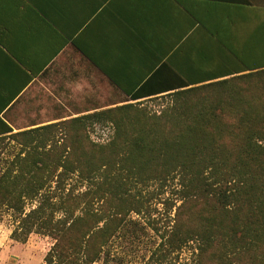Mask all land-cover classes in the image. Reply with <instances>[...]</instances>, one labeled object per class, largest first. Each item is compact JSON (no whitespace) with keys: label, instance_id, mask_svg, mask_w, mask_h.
Listing matches in <instances>:
<instances>
[{"label":"trees","instance_id":"16d2710c","mask_svg":"<svg viewBox=\"0 0 264 264\" xmlns=\"http://www.w3.org/2000/svg\"><path fill=\"white\" fill-rule=\"evenodd\" d=\"M171 91L160 114L135 104L98 114L113 128L107 142L87 129L11 135L21 150L0 176V208L19 218L11 238L54 239L47 264L121 263L113 244L132 251L153 225L133 217H153L151 186L172 187L150 262L194 243L195 264H264V66Z\"/></svg>","mask_w":264,"mask_h":264},{"label":"crops","instance_id":"0c3cea01","mask_svg":"<svg viewBox=\"0 0 264 264\" xmlns=\"http://www.w3.org/2000/svg\"><path fill=\"white\" fill-rule=\"evenodd\" d=\"M262 66L264 0H0V142Z\"/></svg>","mask_w":264,"mask_h":264},{"label":"rangeland","instance_id":"374dc122","mask_svg":"<svg viewBox=\"0 0 264 264\" xmlns=\"http://www.w3.org/2000/svg\"><path fill=\"white\" fill-rule=\"evenodd\" d=\"M171 103V98L168 96L152 98L136 103L137 108L145 110L148 114H160L164 109H166ZM69 132V130H66ZM65 131V132H66ZM91 139L102 140L107 142L110 136L113 134L112 126H102L97 125L93 129H88ZM59 134V133H57ZM56 135V134H55ZM60 136V135H59ZM20 138L8 137L4 138L0 142V176L6 171L10 162L15 158L17 154L20 153L21 146L19 144ZM71 184H75L74 180L70 181ZM78 184V183H77ZM80 185V184H78ZM80 190H84V187L78 186ZM50 189V187H48ZM52 190L54 189V184H52ZM151 191H154V199L152 200L151 214L150 217L148 213L145 216H136L141 222L150 224L153 223L154 226L159 230L160 233H156L153 225H149L147 228V235L142 237L141 243H136L133 250L125 249L122 246L121 240H117L112 248L113 254L116 258H120L121 263L112 261L111 264H148L151 258V252L149 251L153 247V242L160 241V235L167 228V223L170 221V213L167 206L163 205V201L166 199H173L174 194L172 187L167 188L164 191H158L154 186H151ZM37 201H26L24 210L29 212L37 206ZM155 218V219H153ZM155 220V221H154ZM18 214L10 209L8 206L4 205L0 208V264H47L45 262L46 255L50 252L51 248L54 246V239L49 236L31 233L26 242H18L11 238L12 233L18 227ZM19 232V231H18ZM19 243V247L15 246L13 248L8 247L14 246ZM26 245L27 247H24ZM121 245V246H120ZM24 249L22 251V249ZM196 244L192 243L184 247L179 253H175L168 256L166 264H195L196 258ZM15 256V257H12ZM118 260V259H117ZM95 264H103L98 262ZM153 264V262H150Z\"/></svg>","mask_w":264,"mask_h":264}]
</instances>
